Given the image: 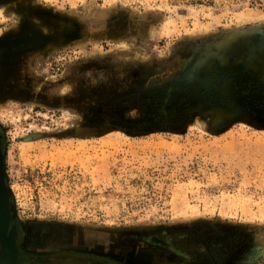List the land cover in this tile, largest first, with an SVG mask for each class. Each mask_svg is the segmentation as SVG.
Segmentation results:
<instances>
[{
    "label": "rangeland",
    "instance_id": "374dc122",
    "mask_svg": "<svg viewBox=\"0 0 264 264\" xmlns=\"http://www.w3.org/2000/svg\"><path fill=\"white\" fill-rule=\"evenodd\" d=\"M0 131L28 249L264 264V0H0Z\"/></svg>",
    "mask_w": 264,
    "mask_h": 264
},
{
    "label": "flooded vegetation",
    "instance_id": "af4514ba",
    "mask_svg": "<svg viewBox=\"0 0 264 264\" xmlns=\"http://www.w3.org/2000/svg\"><path fill=\"white\" fill-rule=\"evenodd\" d=\"M28 233H32V231H28L26 227L22 226L19 219L11 212L9 204L6 216L1 214L0 209V260L6 259L9 253V255L12 256L13 264H126V250L121 251L118 259H112L104 254H91L82 251H75L72 252L73 255L68 254L66 256H60L61 254L58 252L52 253L55 252L52 250H48L45 253H37L28 249ZM34 233H39V231H34ZM159 241H161L164 246L169 244L166 238L159 239ZM171 255L177 257L176 254L171 253ZM160 259L161 262L159 263ZM170 259V254L163 252L162 255L158 254L154 260L159 264H187L188 261V259L184 260L183 263L178 260L174 262L167 261Z\"/></svg>",
    "mask_w": 264,
    "mask_h": 264
},
{
    "label": "water",
    "instance_id": "95a60500",
    "mask_svg": "<svg viewBox=\"0 0 264 264\" xmlns=\"http://www.w3.org/2000/svg\"><path fill=\"white\" fill-rule=\"evenodd\" d=\"M0 209H1V214L6 216L7 214V209H8V197L6 193V189L3 186L1 175H0ZM0 264H13L12 263V256L7 255L6 259H1Z\"/></svg>",
    "mask_w": 264,
    "mask_h": 264
}]
</instances>
